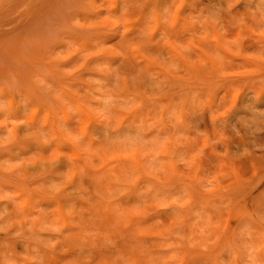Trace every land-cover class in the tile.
Wrapping results in <instances>:
<instances>
[{"label": "rangeland", "instance_id": "374dc122", "mask_svg": "<svg viewBox=\"0 0 264 264\" xmlns=\"http://www.w3.org/2000/svg\"><path fill=\"white\" fill-rule=\"evenodd\" d=\"M0 264H264V0H0Z\"/></svg>", "mask_w": 264, "mask_h": 264}]
</instances>
